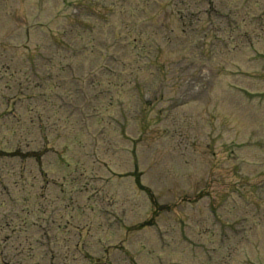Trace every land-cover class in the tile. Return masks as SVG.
<instances>
[{"label":"rangeland","instance_id":"obj_1","mask_svg":"<svg viewBox=\"0 0 264 264\" xmlns=\"http://www.w3.org/2000/svg\"><path fill=\"white\" fill-rule=\"evenodd\" d=\"M181 3L0 0V264H264V0Z\"/></svg>","mask_w":264,"mask_h":264}]
</instances>
